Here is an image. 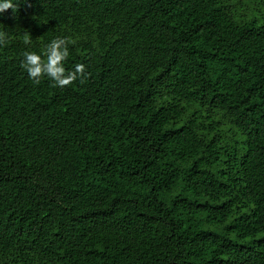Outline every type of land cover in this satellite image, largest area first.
I'll return each mask as SVG.
<instances>
[{
    "label": "trees",
    "instance_id": "1",
    "mask_svg": "<svg viewBox=\"0 0 264 264\" xmlns=\"http://www.w3.org/2000/svg\"><path fill=\"white\" fill-rule=\"evenodd\" d=\"M13 2L0 264H264V0ZM56 37L84 83L21 67Z\"/></svg>",
    "mask_w": 264,
    "mask_h": 264
},
{
    "label": "clouds",
    "instance_id": "2",
    "mask_svg": "<svg viewBox=\"0 0 264 264\" xmlns=\"http://www.w3.org/2000/svg\"><path fill=\"white\" fill-rule=\"evenodd\" d=\"M12 9L15 14L18 6L13 0H0V13ZM7 33L0 32V44H5L7 41ZM25 44H30L29 38H25ZM69 41L64 37H56L51 40L46 46L44 57L37 54L35 51H25L21 61V67L27 72L29 79L35 84H40L41 79L47 76L54 81L55 86L67 87L76 80L84 83L88 77L86 65L78 63L72 70H66L64 67L65 61L69 57Z\"/></svg>",
    "mask_w": 264,
    "mask_h": 264
},
{
    "label": "rangeland",
    "instance_id": "3",
    "mask_svg": "<svg viewBox=\"0 0 264 264\" xmlns=\"http://www.w3.org/2000/svg\"><path fill=\"white\" fill-rule=\"evenodd\" d=\"M246 2H248V4H250L252 7L254 6V4L251 2V0H245Z\"/></svg>",
    "mask_w": 264,
    "mask_h": 264
}]
</instances>
